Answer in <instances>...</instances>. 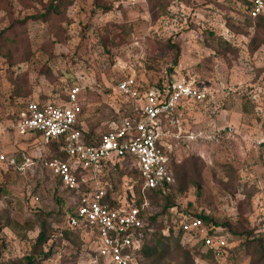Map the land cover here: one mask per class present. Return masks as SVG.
Here are the masks:
<instances>
[{"label":"rangeland","instance_id":"rangeland-1","mask_svg":"<svg viewBox=\"0 0 264 264\" xmlns=\"http://www.w3.org/2000/svg\"><path fill=\"white\" fill-rule=\"evenodd\" d=\"M247 0H0V264H102L90 241L66 233L72 194L41 168L65 158L57 142L12 128L27 100L66 102L80 86L84 135L98 136L130 115L134 104L114 93L119 77L151 85L185 79L209 93L179 114L197 138L174 163L172 201L184 214H204L228 235L216 259L202 246L160 238L170 223L165 199L150 197L156 216L141 264H263L264 15L251 19ZM103 178L124 198L137 174L130 160ZM50 235L33 253L40 225ZM160 230V231H159ZM156 231V232H155ZM156 233V234H154ZM33 254V255H32Z\"/></svg>","mask_w":264,"mask_h":264},{"label":"built area","instance_id":"built-area-1","mask_svg":"<svg viewBox=\"0 0 264 264\" xmlns=\"http://www.w3.org/2000/svg\"><path fill=\"white\" fill-rule=\"evenodd\" d=\"M250 3V16L264 15V0ZM113 88L116 95L133 102V111L100 133L97 142H87L80 126L79 85L68 87L66 102L27 100L12 128L57 142L65 153V159L47 157L40 166L72 194L74 205L66 223L90 241L93 261L138 264L142 241L153 231L149 193L173 191L177 152L197 138V132L188 130L179 114L190 103H205L209 93L204 86L183 78L151 85L130 74L119 77ZM257 144L264 151V136ZM4 160L5 155L0 154V161ZM127 160L132 162L140 186L138 195L132 186L123 198L103 178L117 162ZM169 212L170 223L163 234H179L184 245L201 243L216 259L226 254L228 235L221 227L184 214L179 205Z\"/></svg>","mask_w":264,"mask_h":264},{"label":"trees","instance_id":"trees-1","mask_svg":"<svg viewBox=\"0 0 264 264\" xmlns=\"http://www.w3.org/2000/svg\"><path fill=\"white\" fill-rule=\"evenodd\" d=\"M251 5V3H250V0H247L246 1V9L248 10V8H249V6ZM248 16H249V18H251V19H258V18H260V17H262V15H258V16H255V17H252V16H250V14L248 13ZM100 135V134H99ZM86 136V139H88L87 140V142H90V143H92V142H97L96 140L98 139V136H94L93 134H88V135H85ZM93 140V141H92ZM49 141H52V140H49ZM54 142V141H53ZM59 145V144H58ZM60 147V146H59ZM62 151V150H61ZM63 152V151H62ZM63 154L65 155V153L63 152ZM55 157H57V156H55ZM65 158H66V156H65ZM65 158H62V159H65ZM136 172V171H135ZM136 174H137V172H136ZM137 183H138V190H139V186H140V178H139V176H138V174H137ZM175 188V187H174ZM174 190L175 189H173V191L171 192V193H167V194H162V192H160V191H157V190H153L151 193H149V196L150 197H156V196H160V197H163L164 199H165V203H164V206H163V209H164V211H165V216H167L169 219H170V212H169V209L172 207V206H174V205H178V204H176V203H174L173 201H172V198H171V194L174 192ZM139 192V191H138ZM139 194V193H138ZM139 201H141V199L139 198L138 199V201L137 202H139ZM70 210H69V212H72V208H69ZM195 215H197V216H199V217H201L202 219H203V221L205 222V223H213L214 225H216V226H218L219 224L217 223V222H215V221H213V219L211 218V217H209L208 215H204V214H195ZM157 216V215H156ZM156 216L153 214L150 218H149V220H150V222H151V224L153 225L154 224V222L156 221ZM165 228V225H164V227H162L161 228V232H162V230ZM160 231V230H159ZM65 232L66 233H71V234H75V235H78V236H81V232H80V230L78 229V228H74V227H70V226H68L67 225V223H66V229H65ZM156 232V231H155ZM163 233V232H162ZM150 234H152V233H150ZM149 234V235H150ZM154 234H156V233H154ZM146 236L144 239H143V241H142V245H141V248H140V254H141V256H144V257H150L151 255H153L155 252H156V250H157V248H158V246L161 244L160 243V239H158V241L156 242V244H154V245H149V239H150V236ZM171 237V236H173L172 234H171V232L168 234V235H165V234H163V235H161L160 234V238H162V239H168V237ZM175 237H178V238H180V235L179 234H177ZM50 238V235H49V233H48V230L46 229V226H45V224L43 223V224H41L40 225V229H39V232H38V234H37V236H36V238H35V244H34V248H33V253H35V255L36 256H39V257H41V256H43V257H46V256H48L50 253H48V252H45L44 253V251H43V244H45L46 242H48V239ZM253 242H255V243H257V245H258V248H259V250H260V258H263V260H264V245L262 244V241L260 240V239H258V238H256V239H253ZM196 247H200L201 246V243H197V245H195ZM89 252H90V254H94V252H92L90 249H89ZM33 255V254H32ZM212 255V254H211ZM8 264H14V263H8ZM25 264H34V257L33 256H28V257H26V263ZM138 264H141V261L139 260L138 261ZM263 264H264V261H263Z\"/></svg>","mask_w":264,"mask_h":264},{"label":"crops","instance_id":"crops-1","mask_svg":"<svg viewBox=\"0 0 264 264\" xmlns=\"http://www.w3.org/2000/svg\"><path fill=\"white\" fill-rule=\"evenodd\" d=\"M25 134H29V135H34V136L41 137L39 134H36V133H25Z\"/></svg>","mask_w":264,"mask_h":264}]
</instances>
